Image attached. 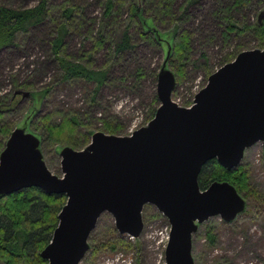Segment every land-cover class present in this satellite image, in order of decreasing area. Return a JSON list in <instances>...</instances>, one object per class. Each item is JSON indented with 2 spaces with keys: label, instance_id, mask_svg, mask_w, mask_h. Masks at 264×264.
Segmentation results:
<instances>
[{
  "label": "water",
  "instance_id": "1",
  "mask_svg": "<svg viewBox=\"0 0 264 264\" xmlns=\"http://www.w3.org/2000/svg\"><path fill=\"white\" fill-rule=\"evenodd\" d=\"M168 52L157 72L153 117L127 135L97 130L80 149L61 146L60 176L47 167L35 133L15 126L8 135L0 151V196L29 187L66 196L40 251L46 264H79L104 212L119 234L138 238L146 204L170 225L165 264H194L198 226L213 216L231 222L244 212L246 200L235 186L214 180L201 189L198 174L210 159L234 169L247 148L264 142V48L241 50L211 72L189 106L172 99Z\"/></svg>",
  "mask_w": 264,
  "mask_h": 264
},
{
  "label": "trees",
  "instance_id": "2",
  "mask_svg": "<svg viewBox=\"0 0 264 264\" xmlns=\"http://www.w3.org/2000/svg\"><path fill=\"white\" fill-rule=\"evenodd\" d=\"M50 1L38 0L36 4L29 7H10L0 4V50L15 45L19 36L27 34L32 27L50 19L54 23L50 39V56L58 65L59 82L86 85V95L90 102L86 111L81 113L75 110L66 112L53 110L36 119L34 116L52 86L29 92L30 103L24 109L20 122L15 126H23L40 138L43 158L44 151L45 154L49 151L58 157V150L64 146L63 144L76 148L88 141L93 131L82 128L85 122L95 119L92 106L96 103L102 86L113 83L115 79L123 81L131 77L142 80L145 76L142 66H137L133 72L125 76L121 75L117 78L112 76L111 69L114 64L123 61L135 47L129 28L135 29L145 43L162 49L164 56L169 49L167 65L173 67L175 78L185 75L186 66L194 61L191 46L194 32L187 28L192 18L188 9L196 6L199 0H102L100 14L93 16L86 14L83 7H77L69 0L57 6ZM251 1L232 0L230 4L220 5L222 7H218L219 10L214 12V16L217 22H223L225 25L224 34L234 33L237 36H243L251 33L257 41V46L264 48V14L260 21L256 20L250 25L236 24L231 14L232 10L245 9ZM255 1L264 2V0ZM53 10H55L53 12L55 16L51 15ZM72 32L82 38L76 56H72L68 51L66 38ZM86 41H90L88 46L84 44ZM242 49L234 48L221 61V65L232 60ZM99 52L103 53L105 61L102 66L97 67L94 60ZM201 59L208 76L211 73L210 63L204 51L201 52ZM28 86L19 84L18 87L20 89ZM19 97L18 92L13 91L0 98V151L13 129L7 116L11 114V111L16 110ZM158 104L156 93H154L148 109L147 121L153 117ZM116 121L114 118L101 120L102 130L106 133H118L121 128ZM214 180L228 181L240 194H245L244 198H248L249 194L254 197L255 191L250 183L249 172L241 163L236 168L227 170L215 159L208 160L198 174L199 187L204 189ZM65 201L64 194H45L36 187L24 188L12 194L0 196V262L46 264L40 256V251L50 241L58 222L57 214ZM109 231L110 237L104 234L98 242L100 250L114 251L120 247L132 246L131 239L127 235L119 234L112 223ZM205 235L207 242L211 246L214 245V228H208ZM90 236L89 250L92 248ZM136 240L133 239V243H136ZM95 250L96 248L91 253L95 254Z\"/></svg>",
  "mask_w": 264,
  "mask_h": 264
},
{
  "label": "rangeland",
  "instance_id": "3",
  "mask_svg": "<svg viewBox=\"0 0 264 264\" xmlns=\"http://www.w3.org/2000/svg\"><path fill=\"white\" fill-rule=\"evenodd\" d=\"M66 0H51L54 6L60 5ZM76 6L84 8L86 14L93 16L101 12L102 0H69ZM181 1V0H179ZM232 0H199L196 6L189 8L191 20L187 28L194 32L192 37L193 63L186 66L183 77L176 76V85L172 99L179 105L188 106L194 93L206 83V70L201 59L204 51L209 59L210 72L221 66V61L235 48H256L257 41L251 33L237 36L234 33L224 34L223 22L215 19L214 12L220 5ZM38 0H0V4L10 7H29ZM218 8V9H217ZM217 9V10H216ZM52 16H55L56 14ZM82 12V11H81ZM264 14V2L252 0L249 6L238 11L232 10L231 14L236 24H252L258 20L259 15ZM262 19V17H261ZM260 19V20H261ZM54 23L47 19L43 23L32 27L25 35L17 38L16 44L0 50V98L13 91L19 94L16 110L7 116L12 128L17 125L24 113V109L30 103L29 92L40 90L43 87L52 86L50 92L41 102L34 118L43 116L51 111L75 110L86 111L90 103L86 95V85L80 83L65 84L58 80V65L50 56V39ZM134 49L126 55L123 61L116 62L112 67L113 78L127 75L136 67L142 66L145 76L142 80L127 77L125 80H117L101 87L97 101L92 106L94 120L85 122L83 130L103 131L101 120L116 119L121 131L117 135H127L132 128L140 127L147 123L148 109L152 95L156 93L157 72L164 59L162 49L152 47L145 43L136 33L129 28ZM68 51L76 56L80 48L81 37L71 33L67 38ZM90 41L84 42L86 46ZM260 48V47H259ZM105 57L102 52L95 55V66H102ZM173 71L171 65L168 66ZM174 72V71H173ZM155 75V76H154ZM20 85H31L21 87ZM18 85V86H17ZM14 89V90H13ZM27 92L26 96L22 94ZM69 113V112H68ZM36 130L35 128H33ZM37 131V130H36ZM82 131V130H81ZM39 132V131H38ZM92 132V133H93ZM41 133V132H39ZM91 136V135H90ZM76 146L80 149L90 141ZM62 145V144H61ZM69 145V144H63ZM71 146V145H69ZM264 142L247 148L241 160L250 175V183L254 188V197L249 194L246 199L244 212L231 222H224L219 216H213L201 223L192 236V256L194 264H264ZM75 148L74 146H71ZM47 150V149H46ZM44 159L49 169L60 176L59 156L52 152H43ZM243 197L245 194H241ZM143 229L138 238L129 237L132 246L120 247L114 251L100 250L98 243L104 234L110 237L109 228L113 224L110 214L104 212L98 218L95 227L91 231L90 244L92 248L87 250L79 264H100L106 257L122 254L130 259V264H164L161 256L164 253L165 241L161 242V231L169 225L167 219L154 206L147 204L142 212ZM114 226V224H113ZM214 228L215 243L207 242L205 232L208 228ZM159 232V234H158ZM167 233L165 235V239ZM133 239H137L133 243ZM96 248L95 254L91 253ZM99 248V249H98ZM0 264H3L0 262Z\"/></svg>",
  "mask_w": 264,
  "mask_h": 264
},
{
  "label": "built area",
  "instance_id": "4",
  "mask_svg": "<svg viewBox=\"0 0 264 264\" xmlns=\"http://www.w3.org/2000/svg\"><path fill=\"white\" fill-rule=\"evenodd\" d=\"M138 128V127H137ZM137 128H131L130 130H129V133L128 134H130L132 131H134L135 129H137ZM169 230H170V226L168 225L166 228H165V231L163 232V230L161 231V233H162V235L160 236V238H161V242H164L165 243V245H166V243H167V241H168V237H169ZM166 233H167V237H166V239H165V235H166ZM158 234H159V232H158ZM164 248H165V246H164ZM161 258H162V261L164 260V254H163V256H161ZM100 264H130V259L129 258H124L123 256H122V254H116V255H114V256H112V257H106Z\"/></svg>",
  "mask_w": 264,
  "mask_h": 264
}]
</instances>
